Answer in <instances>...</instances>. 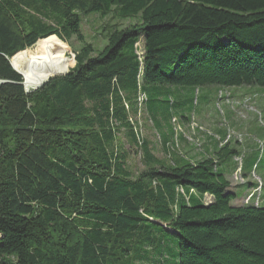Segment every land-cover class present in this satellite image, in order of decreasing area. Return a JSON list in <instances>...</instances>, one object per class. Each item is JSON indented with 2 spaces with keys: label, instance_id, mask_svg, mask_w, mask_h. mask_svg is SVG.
<instances>
[{
  "label": "trees",
  "instance_id": "obj_1",
  "mask_svg": "<svg viewBox=\"0 0 264 264\" xmlns=\"http://www.w3.org/2000/svg\"><path fill=\"white\" fill-rule=\"evenodd\" d=\"M93 15L130 23L96 50L81 33ZM51 37L80 44L74 65L38 56L68 71L26 93L9 60ZM239 88L264 93V0H0V264H264L257 159L235 162L224 129L191 157L177 145V126ZM139 109L162 159L130 120ZM235 174L261 183L239 206Z\"/></svg>",
  "mask_w": 264,
  "mask_h": 264
},
{
  "label": "rangeland",
  "instance_id": "obj_2",
  "mask_svg": "<svg viewBox=\"0 0 264 264\" xmlns=\"http://www.w3.org/2000/svg\"><path fill=\"white\" fill-rule=\"evenodd\" d=\"M129 23L130 21H119L110 16L101 18L98 15H93L82 19L81 33L87 44H90L96 50H101L106 45L110 27L117 26L123 28ZM80 47V44L74 39L65 43L51 37L38 41L23 53H26L25 56L28 58H34L31 60L32 66L36 69L43 70L40 75L46 81V73H50L53 70L68 71L69 64L64 63V66L63 64H44L37 57L53 50H61L65 53V58L70 60V66L73 67L75 51L79 50ZM10 66L13 69L11 64ZM249 97L252 98L250 101L248 99ZM261 97H264V93L247 88L220 90L217 93L214 104H210V107H206L207 109L205 108V111L200 112L199 115H194L189 125L177 126L176 133L182 135L186 141L184 143L178 140V151L187 157L195 155L196 152H203L207 138L213 137L215 139L219 138L220 140V133L218 136L217 132L224 129L227 137L224 139L223 144L228 142L235 144L240 152V157L235 159V162L239 163L243 157L249 158L250 156L257 159L259 165L257 174L262 181L264 193V135L255 134L254 132V128H257V130L258 127L259 129H264V120L262 118L264 117V107L261 102ZM130 120L133 122L136 121L140 135L151 142L156 157L160 159L164 158L160 138L152 130L150 123L147 121L146 114L139 109L136 117L130 116ZM118 138V141L123 145V150L128 153L126 166L134 177L142 170L138 150L134 147H129L127 138L122 132ZM257 139L261 141V146H258ZM228 181L230 183L229 190L234 191L238 197L239 192L242 191L240 186L244 187L249 185V187L243 190L242 197L233 201L232 204L234 205H243L251 199L252 194L258 193V191L253 192L251 190V184H256L259 181L253 175L243 179L239 174H235L230 176ZM210 201L211 198L208 196L203 198L204 203H210Z\"/></svg>",
  "mask_w": 264,
  "mask_h": 264
},
{
  "label": "bare ground",
  "instance_id": "obj_3",
  "mask_svg": "<svg viewBox=\"0 0 264 264\" xmlns=\"http://www.w3.org/2000/svg\"><path fill=\"white\" fill-rule=\"evenodd\" d=\"M32 59L34 58L33 57L28 58L25 56L22 59L10 61V64L12 65L13 69L23 77V80H24L23 86L25 87V91L27 93L34 92V90L38 88L39 86H41L45 81L44 77L40 75V73L43 70L34 68L32 66V61H31ZM62 64L63 66L65 65L64 63ZM61 74H64V73H61Z\"/></svg>",
  "mask_w": 264,
  "mask_h": 264
},
{
  "label": "water",
  "instance_id": "obj_4",
  "mask_svg": "<svg viewBox=\"0 0 264 264\" xmlns=\"http://www.w3.org/2000/svg\"><path fill=\"white\" fill-rule=\"evenodd\" d=\"M18 73V72H17ZM67 73V71L64 73V74H61V75H58V76H62V75H65ZM19 74V73H18ZM20 75V74H19ZM54 77H57V76H54ZM54 77H51V78H54ZM51 78H49V79H51ZM48 79V80H49ZM48 80H46L41 86H39L38 88H36L34 91H36L37 89H39V88H41L45 83H47V81ZM26 92V91H25ZM27 93V92H26Z\"/></svg>",
  "mask_w": 264,
  "mask_h": 264
},
{
  "label": "crops",
  "instance_id": "obj_5",
  "mask_svg": "<svg viewBox=\"0 0 264 264\" xmlns=\"http://www.w3.org/2000/svg\"><path fill=\"white\" fill-rule=\"evenodd\" d=\"M255 132V131H254Z\"/></svg>",
  "mask_w": 264,
  "mask_h": 264
}]
</instances>
